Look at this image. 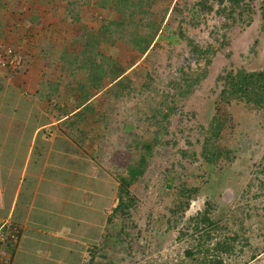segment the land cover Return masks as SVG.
Wrapping results in <instances>:
<instances>
[{
    "label": "rangeland",
    "instance_id": "1",
    "mask_svg": "<svg viewBox=\"0 0 264 264\" xmlns=\"http://www.w3.org/2000/svg\"><path fill=\"white\" fill-rule=\"evenodd\" d=\"M156 2L159 5L152 10L160 14L167 3ZM253 5L257 8L255 2ZM213 8L209 13L200 8L194 14L186 13L182 25L185 38L178 36L174 26L170 42L162 39L149 48L137 63L140 69L132 75L131 92L118 101L115 110L108 109L100 99L99 113H106V121L115 130L107 149L103 147L108 156L104 155L101 164L110 168L113 162L116 186L128 171L141 174L130 187L135 210L129 218H112L98 251L93 249L85 264H192L184 257L190 237L180 239L181 232L190 230V218L207 209L208 204L213 207L209 206L213 219L227 223L230 230H242L241 235L250 237L251 247L264 248V122L232 105L229 111L234 130L228 145L234 158L222 157L211 166L194 160L186 145L187 141L195 144L200 125H207L211 118L212 90L221 70L264 69L260 17L252 16L246 25L224 19L216 14L217 5ZM121 14L128 12L104 8L92 17L98 28L103 20H115ZM130 24L121 40L113 46L102 43L97 49L104 55L114 54L113 70L132 65L139 58L127 43L133 32ZM187 39L202 49L214 50L208 55L210 65L205 67V60L190 52ZM204 69L205 77L195 91L180 97L185 90L183 80L195 78ZM8 108L3 104L1 113L10 114ZM148 142L151 148L146 147ZM180 150L188 151L185 157ZM183 184L199 186V190L180 211L178 193ZM120 196L117 192V202ZM250 264H264V251Z\"/></svg>",
    "mask_w": 264,
    "mask_h": 264
},
{
    "label": "crops",
    "instance_id": "2",
    "mask_svg": "<svg viewBox=\"0 0 264 264\" xmlns=\"http://www.w3.org/2000/svg\"><path fill=\"white\" fill-rule=\"evenodd\" d=\"M99 9L98 0H0V44L19 60L0 69V109L10 113L0 111V218L20 228L11 264H85L108 230L118 184L113 162L101 161L115 130L95 91L72 126L83 72L67 61L98 58L79 44Z\"/></svg>",
    "mask_w": 264,
    "mask_h": 264
},
{
    "label": "trees",
    "instance_id": "3",
    "mask_svg": "<svg viewBox=\"0 0 264 264\" xmlns=\"http://www.w3.org/2000/svg\"><path fill=\"white\" fill-rule=\"evenodd\" d=\"M164 2L167 3V8L159 14L152 10L154 6L159 5L156 0H114L108 3L105 0L98 1L100 8L107 7L114 11L123 9L128 14L116 16L115 20H103L96 32L95 30L88 32L87 42L79 44L84 55L85 52H92L98 56L96 60L95 57L86 56L82 59L76 57L67 59L74 65L78 64L77 67L83 72V82L78 86L77 105L79 107L83 104L84 107L81 112L74 115L72 119L74 121L71 122L73 127L87 117L89 106L85 104L95 97L92 94L94 91L99 93V100L101 99L108 109L115 110L118 101L131 92L132 75L140 69L137 63L147 54L149 48L162 39L170 42L174 37L172 30L174 26H177L178 36L185 38L182 25L186 20V13L194 14L200 9L209 13L214 10L213 5H217L216 14L222 15L224 19L240 20L246 25H249L252 16L258 15L264 31V0H176L174 3L173 0H164ZM254 2L257 5L255 9ZM198 8L200 9L197 10ZM244 15H247L245 18L247 22L243 20ZM129 22L130 26H133V32L130 33L131 38L127 43L139 54V58L132 65L113 70L115 59L97 52V49L102 43L113 46L121 40ZM187 46L192 54L205 60V67L210 65L211 60L208 55L214 54V50L210 47L202 49L190 39H187ZM205 74L204 69L195 78H185L183 80L185 90L180 92L179 96L194 92V87L200 83ZM212 92L214 103L209 122L207 125H200L195 144L191 141L186 143L192 158L202 161L206 166L214 165L222 157L234 158L233 151L228 145V138L234 130L233 118L229 111L232 105L253 113L264 122V69L259 71L223 69L215 78ZM168 109L170 112L173 111L171 108ZM145 145L147 148L152 147V143L149 142ZM188 151L180 150L181 157H185ZM139 174L141 171L138 172ZM138 175L128 171L127 176L119 179L118 192L121 196L108 218V225L111 224L114 216L129 218L135 210V199L131 195L130 187ZM198 190L199 186L183 184L178 193L180 211L188 206V200ZM209 206L210 204L203 212L190 218L192 225L187 233L181 232L180 239L184 236L190 237L184 257L192 264H250L255 261L264 248L251 247L250 237L241 235L239 231L242 233V230H230L227 223L213 219L210 210L212 206ZM245 248L251 252L245 251Z\"/></svg>",
    "mask_w": 264,
    "mask_h": 264
},
{
    "label": "built area",
    "instance_id": "4",
    "mask_svg": "<svg viewBox=\"0 0 264 264\" xmlns=\"http://www.w3.org/2000/svg\"><path fill=\"white\" fill-rule=\"evenodd\" d=\"M19 60L12 47L0 44V69L16 70ZM20 238V228L8 219L0 218V264H11Z\"/></svg>",
    "mask_w": 264,
    "mask_h": 264
}]
</instances>
